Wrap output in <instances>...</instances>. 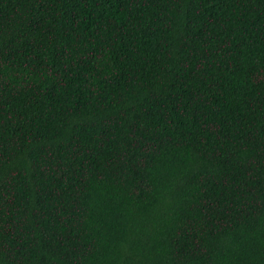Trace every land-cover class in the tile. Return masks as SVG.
<instances>
[{"label": "trees", "instance_id": "16d2710c", "mask_svg": "<svg viewBox=\"0 0 264 264\" xmlns=\"http://www.w3.org/2000/svg\"><path fill=\"white\" fill-rule=\"evenodd\" d=\"M0 264H264V0H0Z\"/></svg>", "mask_w": 264, "mask_h": 264}]
</instances>
